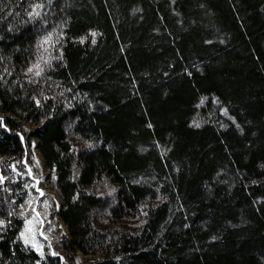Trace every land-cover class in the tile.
Here are the masks:
<instances>
[{"label": "trees", "instance_id": "1", "mask_svg": "<svg viewBox=\"0 0 264 264\" xmlns=\"http://www.w3.org/2000/svg\"><path fill=\"white\" fill-rule=\"evenodd\" d=\"M0 264H264V0H0Z\"/></svg>", "mask_w": 264, "mask_h": 264}, {"label": "rangeland", "instance_id": "2", "mask_svg": "<svg viewBox=\"0 0 264 264\" xmlns=\"http://www.w3.org/2000/svg\"><path fill=\"white\" fill-rule=\"evenodd\" d=\"M34 151V148H33ZM35 156V152H34ZM36 159V157H35ZM36 163L42 167V164L37 161ZM43 169V167H42ZM43 177H41V183H44L43 186H40L38 183V192L42 194L43 188L48 189L50 187V178L47 177L46 171L42 170ZM53 202L56 203V206L59 207V198L55 191L52 189H48L47 195H45L39 203L34 207V215L31 218H28L23 221L22 227L19 231L20 238L25 242L31 245L38 253H43L44 247L50 243V235L48 231L45 229L43 222L47 218L49 212L51 211V205ZM62 230L66 232V229L63 223L60 224ZM51 232V231H50ZM59 254L62 259L65 261V256L62 250H58L56 252ZM90 255L85 256L80 251L76 253L77 262L80 259L88 257Z\"/></svg>", "mask_w": 264, "mask_h": 264}, {"label": "bare ground", "instance_id": "3", "mask_svg": "<svg viewBox=\"0 0 264 264\" xmlns=\"http://www.w3.org/2000/svg\"><path fill=\"white\" fill-rule=\"evenodd\" d=\"M34 152H35V157H36L37 161L41 163L42 160H41V156H40L39 150L37 148L36 140L34 141Z\"/></svg>", "mask_w": 264, "mask_h": 264}, {"label": "water", "instance_id": "4", "mask_svg": "<svg viewBox=\"0 0 264 264\" xmlns=\"http://www.w3.org/2000/svg\"><path fill=\"white\" fill-rule=\"evenodd\" d=\"M36 143H37V141H36ZM37 148H38V147H37ZM41 160H42L41 164H42V167H43V159H42V157H41Z\"/></svg>", "mask_w": 264, "mask_h": 264}, {"label": "snow or ice", "instance_id": "5", "mask_svg": "<svg viewBox=\"0 0 264 264\" xmlns=\"http://www.w3.org/2000/svg\"><path fill=\"white\" fill-rule=\"evenodd\" d=\"M29 71H31V69H29ZM37 74H39V73H37Z\"/></svg>", "mask_w": 264, "mask_h": 264}]
</instances>
